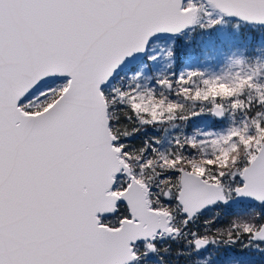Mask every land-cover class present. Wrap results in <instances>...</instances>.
<instances>
[{
	"label": "snow or ice",
	"instance_id": "obj_1",
	"mask_svg": "<svg viewBox=\"0 0 264 264\" xmlns=\"http://www.w3.org/2000/svg\"><path fill=\"white\" fill-rule=\"evenodd\" d=\"M0 264H264V0H0Z\"/></svg>",
	"mask_w": 264,
	"mask_h": 264
}]
</instances>
